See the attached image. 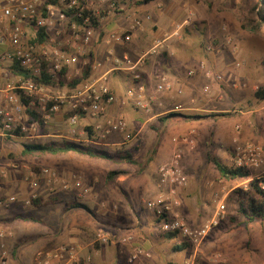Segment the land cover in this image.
<instances>
[{
    "label": "crops",
    "instance_id": "crops-1",
    "mask_svg": "<svg viewBox=\"0 0 264 264\" xmlns=\"http://www.w3.org/2000/svg\"><path fill=\"white\" fill-rule=\"evenodd\" d=\"M0 1L3 5L6 0ZM80 1L94 12L98 25L89 45H81L79 49L85 51L88 59L82 60L83 56L76 64L64 68L65 77H80L83 67L88 65V76L82 80L106 79L117 98L107 113L112 117H124L129 139L123 141L121 134L112 136L109 143L100 148L108 154L106 159L72 152L53 156L61 160L58 167L61 177L78 176L89 187V195L80 199L76 198L73 189H58L54 193L55 200H46L37 207L27 206L24 201L30 194L28 176L31 173L39 178L38 173L29 170L28 166L20 170L13 163L0 167V198L17 195L15 203L0 207V231L7 234L3 240L8 254L5 264H33L42 252L60 244H81L84 247L81 255H91L92 264H188L190 252L185 250L187 246L166 242L168 238L159 230L157 220L144 203L160 191L158 168L170 161L179 147L177 140L186 135L194 139L195 148L191 151L182 148L181 164L188 183L179 188L177 194L179 212L190 227H201L213 216L212 197L217 203L225 200L228 203L234 199V190H245L252 178L264 177V99L257 100L253 96L258 89L264 91V66H259L258 60H238L239 52L235 55L228 52L232 57L215 58L210 56L213 52L199 49L198 23L207 16L201 11V0H154L147 4H137L142 0H123L122 10L116 13L104 11L96 1ZM191 12L194 14L192 21L183 29L180 38L166 40L160 56H150L134 69L144 84L148 110L134 108L131 104L122 105L120 100L134 82L130 71L112 69L107 51L111 50L115 56L127 54L136 62L155 40H161ZM134 20H139L142 26L133 33L130 42L107 43L110 34L127 30ZM53 33L54 30H50L48 35L52 37ZM47 43L48 39L40 46ZM6 49V46H0V53ZM235 63L240 64L239 69L234 68ZM9 65L11 67L10 63L1 64L0 77L3 67ZM208 69L221 75L220 86L204 76V70ZM190 70L194 71L192 76H188ZM11 74L18 78L12 71ZM163 76L172 81V90L156 93L155 85ZM205 85L211 87L209 97L201 93ZM176 105L184 106L185 111L171 113ZM67 111L64 107L47 125L51 128L64 126L66 136L63 141L76 143L69 137L65 122ZM96 121L82 116L78 121V132ZM80 138L84 140V137ZM10 139L23 140L24 137H0V150H4L6 157ZM236 143L258 146L262 163L259 168L246 170L250 174L247 179L227 180L219 175L211 160L235 168ZM11 165L17 168L13 169ZM44 192L47 194L46 190ZM74 201L85 209L68 208ZM235 205L236 202L234 208ZM98 227L110 232L113 241L108 245H92ZM124 235L131 238L126 244L119 241ZM260 238L264 240V235ZM134 245L143 247L150 257L129 263L128 256ZM174 247L182 248V257L171 255L177 252Z\"/></svg>",
    "mask_w": 264,
    "mask_h": 264
},
{
    "label": "built area",
    "instance_id": "built-area-1",
    "mask_svg": "<svg viewBox=\"0 0 264 264\" xmlns=\"http://www.w3.org/2000/svg\"><path fill=\"white\" fill-rule=\"evenodd\" d=\"M91 1H96L98 6H103L104 11L109 13L122 10L123 0ZM87 9L90 8L80 0H6L1 6L0 46H6L7 49L0 53V66L3 63H18L27 72L28 77L26 79L18 77L16 83L0 86V137L20 136L31 139L32 135L38 131L40 127L38 122L33 120L26 123L23 120L24 107L19 100V95L23 94L30 99L31 107L38 106L37 111H39L43 125H46L53 115L60 113L66 107L68 111L65 122L69 127V137L74 139L77 144L100 149L109 143L108 140L114 135L121 134L123 141L129 139L124 117H112L107 113L108 108L117 101V98L108 87L106 79L84 80L70 91L51 90L49 85L33 81V78H41L43 63L48 66L45 69V75L53 80L57 79L58 73L63 68L76 64L80 57L86 55L85 51L79 49L81 45H89L95 28L91 21V16L95 17V14L92 12L91 15H86ZM193 15L192 12L189 13L182 21L174 25L170 33L164 34L161 40H155L152 46L136 59V62L132 61L127 54L115 56L111 50L107 51V57L112 62V69L130 71L134 82V85L125 91L124 97L120 100L122 105L131 104L134 108L148 110L149 103L144 84L140 74L134 69L143 64L144 60L150 56H160L166 40L180 38L183 29L191 23ZM31 23L35 24V29L42 28L44 30L46 39H48L47 44L43 46L28 45L24 25ZM141 26L139 20H134L127 30L118 34H110L107 43H128L131 41L133 33L140 30ZM50 30H54L52 37L48 35ZM221 47L233 55L239 49L231 35L223 37ZM204 49L206 52L218 50L210 43L206 44ZM234 68L239 69L240 64L235 63ZM193 74V70L188 72V76ZM204 76L213 79L220 86V74L208 69L204 70ZM66 79L70 80L69 77ZM172 87V81L163 76L156 83L155 92L171 91ZM233 87L236 88L235 85ZM201 93L209 97L211 87L203 86ZM185 109L184 106L176 105L171 113H182ZM82 116L97 121L89 126L90 130L78 132L77 125ZM15 132H18L19 135H15ZM80 137H84V140ZM262 137L264 138V130ZM177 142L179 147L174 151L170 161L158 168L160 191L155 197L146 200L144 206L153 214L159 230L163 234H173L177 239L178 246H187L190 249L188 264H198L196 258L201 254V246L209 234L226 219V211L224 203L218 202L213 216L197 228L190 227L182 217L179 212L180 199L177 190L185 187L188 183V177L181 164L182 148L193 150L195 141L191 136L186 135L180 137ZM233 159L235 168L243 170L259 168L262 163L261 149L252 144L242 146L236 143ZM10 167L17 168L16 165ZM38 176L39 178L31 173L28 176L30 178L28 180L30 194L24 201L27 206L31 205V201L39 196L37 192L38 180H42L48 195L54 194L58 189L63 191L73 189L77 199L90 193L89 187L78 176L65 179L55 170L47 167L41 168ZM15 201V197L0 198V207L8 206ZM6 236V233L0 231V264H5L8 255L3 243ZM130 239V236L124 235L119 241L126 244ZM110 241L111 234L106 228L98 227L95 230L92 245L105 246ZM83 248L81 244H60L54 249L42 252L33 264H92L91 255H81ZM142 257L149 258L150 253L141 246H132L128 262H135ZM216 258L220 257L216 256ZM220 262H222L221 259Z\"/></svg>",
    "mask_w": 264,
    "mask_h": 264
},
{
    "label": "rangeland",
    "instance_id": "rangeland-1",
    "mask_svg": "<svg viewBox=\"0 0 264 264\" xmlns=\"http://www.w3.org/2000/svg\"><path fill=\"white\" fill-rule=\"evenodd\" d=\"M255 1L256 0H201V11L203 10L207 16L198 23L199 27L197 31L199 38L197 44L199 49L204 52V46L210 43L218 48V50L213 51V54L210 56H214L215 58L223 56L232 57L225 48L221 47L223 37L225 35H231L236 39L240 48L238 49V56H240V58L238 57V60H258V65L264 66V27H262L257 33L250 32L244 25V17L247 10L244 12L242 11V8H244L246 3L251 6ZM34 25V23L24 25L28 45H34L31 42L34 36ZM87 59V55L82 58V60ZM229 59L230 58H228V60ZM77 78H79L78 75L71 77L70 80L65 78L66 83L61 87L58 84L57 76V79L51 80L49 87L51 90L70 91L80 84L78 83L74 86H70L72 81ZM17 79L18 78L11 74L10 65L3 67L2 76L0 77V86L14 84L17 82ZM37 109L38 106L33 108V110L39 114ZM24 114L25 116L23 117V120H25L26 123L33 121V118L25 111ZM38 124L40 127L38 128V131L32 135L31 139H10L12 141L7 145L6 151L7 154H9L7 157L4 154V150H0L1 168L7 163H13L18 165L19 169L28 166V169L32 170L34 173H38L41 168L47 167L55 170L58 174H61V171H59L58 168L61 164V160L58 157L49 155L24 157L20 153L23 145L21 142L26 144H49L60 143L64 140L63 137L66 136L64 126L61 125L59 127L51 128L47 124ZM38 183L39 186L37 192L39 197L42 198V203L46 200H51L55 194H46L44 192L45 187L43 186L42 180H38ZM13 193L14 192H12V194ZM14 196L17 197L16 194H14ZM211 200L215 213L217 202L213 197ZM234 202L235 199H231L228 203L227 200L224 201L226 219L218 228L209 234L201 246V254L196 258L198 264H264V240H261L262 238H260L264 235V222L252 223L247 226L241 225L242 218L237 217L235 212L236 209L233 207ZM38 215H41V211L38 212ZM111 241H113L112 237ZM176 241V238L166 239V242L168 243H176ZM185 250L190 252L188 247H185ZM183 254L184 252L180 251L171 255H173L174 258H180ZM216 256H219L220 258L217 259ZM220 259L222 262H220Z\"/></svg>",
    "mask_w": 264,
    "mask_h": 264
},
{
    "label": "trees",
    "instance_id": "trees-1",
    "mask_svg": "<svg viewBox=\"0 0 264 264\" xmlns=\"http://www.w3.org/2000/svg\"><path fill=\"white\" fill-rule=\"evenodd\" d=\"M154 0H142L137 2V4H147ZM247 10V13L244 17V25L250 32L257 33L262 27H264V0H256L253 5L246 3L242 11ZM86 15H91L92 11L87 9L85 12ZM92 25L96 27L98 25L97 17L91 16ZM70 22V21H69ZM34 45H42L46 42V33L42 28L34 30V36L31 40ZM47 68V64H42V73L41 78H33L35 83L42 84H51V80L48 76L45 75V69ZM12 73L17 77L22 79H26L28 77L27 72L24 71L18 63L13 62L10 67ZM89 66H85L83 68L82 75L73 80L70 86H74L82 81V79L88 76ZM66 70L63 68L58 74V84L63 87L66 83L65 81ZM254 98L257 100L264 99V91L257 90L254 93ZM20 103L24 107V111L32 117L34 121L42 124L40 115L37 114L33 108L29 105V98L24 96L23 94L19 95ZM86 130H90V127H87ZM15 135H19L18 132H15ZM76 153L78 155L87 156L90 158H100L106 159L108 158V154L100 149L93 148L90 146H84L77 143H72L68 141H62L60 143H49V144H23L21 155L24 157L28 156H58L67 153ZM215 165L219 175L227 180H237V179H247L249 177V172L240 168L227 167L221 165L216 160H211ZM113 174V173H112ZM110 174V177L111 175ZM263 187V188H262ZM233 197L236 202L235 212L237 217L242 218L241 225L247 226L249 224L259 222H264V177L261 178H252L249 182L247 188L236 189L233 191ZM55 200L52 198L51 201ZM42 203V198L37 197L36 199L31 201V205L37 207ZM70 209H85L80 203L74 201L68 205ZM167 238L175 237L173 234H164ZM182 248L174 247V251H181ZM173 264V263H168Z\"/></svg>",
    "mask_w": 264,
    "mask_h": 264
}]
</instances>
